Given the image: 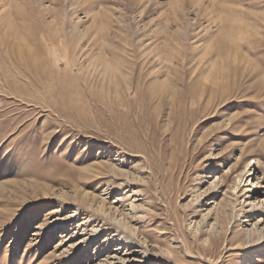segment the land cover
Returning <instances> with one entry per match:
<instances>
[{
	"label": "rangeland",
	"instance_id": "obj_1",
	"mask_svg": "<svg viewBox=\"0 0 264 264\" xmlns=\"http://www.w3.org/2000/svg\"><path fill=\"white\" fill-rule=\"evenodd\" d=\"M0 264H264V0H0Z\"/></svg>",
	"mask_w": 264,
	"mask_h": 264
},
{
	"label": "bare ground",
	"instance_id": "obj_2",
	"mask_svg": "<svg viewBox=\"0 0 264 264\" xmlns=\"http://www.w3.org/2000/svg\"><path fill=\"white\" fill-rule=\"evenodd\" d=\"M203 88H204V87H203ZM175 103H176V102H175ZM239 177H240V178H242V176H241V175H240Z\"/></svg>",
	"mask_w": 264,
	"mask_h": 264
}]
</instances>
